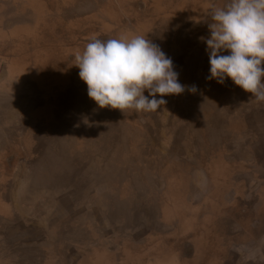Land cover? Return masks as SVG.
<instances>
[{"label":"rangeland","instance_id":"rangeland-1","mask_svg":"<svg viewBox=\"0 0 264 264\" xmlns=\"http://www.w3.org/2000/svg\"><path fill=\"white\" fill-rule=\"evenodd\" d=\"M181 1L8 0L7 5L0 4V25L11 30L22 27L25 33L21 37L15 30L12 34L0 29V55L7 62H26L11 64L19 76L8 75L0 83L1 112L18 111L20 106L27 111L23 130L31 160L26 171L25 203L33 202L36 193L50 208L59 191L68 193L58 202L49 229L43 224L49 218L48 209L38 227L40 232L36 227L26 231L29 239L42 234L45 243L20 242L3 252L0 245V264H107L105 255L111 256L113 264H135L138 262L131 261L128 254L138 248L135 242L143 241L147 227L150 239L144 240L149 241L150 250L144 241V252L162 254L170 245L183 264H213L212 257L205 255L210 245L199 246L198 241L204 238L201 241L212 244L217 231L224 243L227 232L221 220L235 213L234 218L240 217L238 221L251 229L252 235L260 234L253 231V224L264 221L260 216L264 213V101H257L230 77L223 84L208 79L216 89L212 91L209 86L214 94L209 105L215 110L223 108L217 117L219 122L217 113L208 110V103L200 101L192 107L194 122L187 134L188 144L183 146L182 137L177 160L162 149L164 105L158 111L139 113L101 108L89 97L87 84L75 65V53H82L93 37L107 40L143 35L161 45L167 56L172 57L174 50L184 52V65L174 66L179 81L191 85L202 72L210 75L207 44L202 39L210 36L211 20L204 15L208 12L192 29L194 21L184 25L179 21ZM173 44L178 47L173 48ZM58 54L62 56L59 62L66 67L51 62ZM28 61L31 63L26 66ZM48 65L51 67L44 70ZM200 82V94L209 93L207 85ZM145 95H149L147 90ZM10 97H15L14 103L5 100ZM231 104L241 112L235 113L238 115L232 124L222 123L229 117L225 115L227 109L234 113ZM242 110L249 111L247 116L243 117ZM31 113L37 118L32 128ZM243 138L249 142L243 143ZM234 155L243 161H229L232 163L228 165L226 158ZM196 167L202 169L198 175ZM232 173L240 174L232 179ZM235 188L252 190L250 200L232 201ZM99 192L103 193L101 197ZM238 193L241 195V191ZM86 200L95 206V215L92 213L89 220L82 213L84 207H78ZM243 209L246 213L238 216L237 211ZM22 214L27 227L36 225L33 213ZM205 227L213 229L207 234ZM248 232L238 239L249 236Z\"/></svg>","mask_w":264,"mask_h":264},{"label":"clouds","instance_id":"clouds-1","mask_svg":"<svg viewBox=\"0 0 264 264\" xmlns=\"http://www.w3.org/2000/svg\"><path fill=\"white\" fill-rule=\"evenodd\" d=\"M209 11L210 36L202 38L210 59L207 79L223 84L230 77L264 101V0H228ZM75 60L89 97L101 108L154 112L166 103L164 96L185 90L173 60L143 35L93 37L82 53H75Z\"/></svg>","mask_w":264,"mask_h":264},{"label":"crops","instance_id":"crops-1","mask_svg":"<svg viewBox=\"0 0 264 264\" xmlns=\"http://www.w3.org/2000/svg\"><path fill=\"white\" fill-rule=\"evenodd\" d=\"M226 3L227 0H182L179 4L180 5L179 10L183 11V14L181 15L179 21H182L183 25L188 20L191 22L194 21L195 23L191 27L193 29L198 26V21H202L203 14L206 13V11L208 12V14H204L205 17L211 20V13L209 9H211L213 6H223ZM3 21L4 18H2V22ZM0 29L5 32L7 31V33L12 32V34L14 33L13 31L15 30V29L14 30L6 29L4 27V24L0 25ZM23 30L24 28L19 27L17 30H15V34H21L20 36L22 37L23 34H25ZM159 46L161 47V49H163L161 45ZM172 47L177 48L178 45L173 44ZM31 49L34 51L37 50L35 48H31ZM63 56L65 57V55ZM61 57L62 56L58 54V57L55 58L54 60H51V62L59 63L60 67H66L65 65H62L59 62ZM183 57H184V52L180 53V50H174L173 55L170 58L173 60L174 66L177 65L181 66L184 65ZM6 60L7 59L3 55L2 56L0 55V83L5 82L7 80L8 75L19 76L18 70L17 69L14 70L11 64L17 65V62H19V64H22V62H24V61H20L19 59H17V61L15 59H11L10 62L9 61L7 62ZM28 62L29 63L26 66H28L31 63V61ZM46 67L47 68L44 67V70H48L51 66L48 65ZM54 69L56 68L54 67ZM204 72H202V75L198 77L193 84L196 83L198 84L200 81H202L200 83H203V85H207L209 89V93L201 94L202 97L198 98L201 101L203 100L202 102H207V101H212V98L214 96V94L210 92L209 86L211 87L212 91H215L216 89L212 87L213 84L211 83L210 85L208 84L209 80L207 79V77L209 76V74ZM179 82L182 84H186V80L180 79ZM210 82H213V80L211 79ZM0 99L3 98L0 96ZM14 99L15 97H10L5 100L7 101L11 100L14 103ZM215 100L219 101L218 98H216ZM24 102L25 103L27 102L26 97L24 98ZM1 103L2 100H0V106ZM213 113H215V111H213ZM26 118H27V111L22 106L18 108V111L16 109H11L9 110V112L5 111L4 113H2L0 110V245L3 246L2 252L4 250L6 251L7 249H10L12 245H17L20 242H26L28 244L30 243L42 244L45 243L44 241L46 239L44 236H42V234L39 233L37 236H34V238L29 239L28 236L26 235V231L28 230L29 227L37 228L38 225L33 226L34 224H30L27 227V225L25 224L26 220L25 218H23L21 214L23 212V209L24 208L26 209V207H28V205L30 204V203L29 204L25 203V198L28 195L26 171L30 166L29 162L31 160V159L29 160L28 157V147L26 144V138L23 130L27 125ZM36 122H37V118H35L34 115H32L31 113V115H29L30 128H32V126H34ZM227 145L228 146L232 145V143H227ZM186 158L187 157H184V159ZM196 170H199L196 175L200 174L202 171V169L199 167H196ZM239 174L240 173H232L231 178L234 179L235 177H238ZM242 175H245V173H241V176ZM246 177H248V175ZM163 179L168 180L166 177H164ZM239 191H241V195L238 196ZM239 191H237V189L235 188L233 192L234 194L232 197V201L234 200V202L235 201L238 202V200H242L247 202L250 200L248 197L251 193L249 191V188L247 191L245 190H239ZM34 195H35L34 201L37 200L40 201V198L42 196H39L36 193ZM260 209L262 210L263 208ZM237 212H238L237 214H239L238 216H240L245 214L246 210L243 209V211L239 210ZM263 214L264 213H262V215L260 216L264 217ZM234 216L229 218L227 217L226 219L221 220L222 224L225 225L227 232L226 241L224 243L221 242L222 239L218 237L217 234H214L217 239L212 244H210L211 242L207 243L205 241H201L204 239L201 238L198 241V245L203 247L206 246L207 244L210 245L208 250H205L207 251V253L205 252V255L206 256L210 255L212 257L211 260L212 262H214L213 264H264V221L263 220L259 221V224H253L254 226H256L253 227V231L256 232L258 231L260 233L258 236H255L252 235L251 229H247L243 223H240V221H238L240 217L237 220L236 218H234ZM25 227L27 228L23 230V228ZM139 227L141 226H138L136 229H139ZM145 227L146 226H144L143 228ZM18 228H20L21 231L14 234L12 237L11 236L12 233L16 231V229ZM146 229L147 231L145 237L143 238V241L142 242L137 241L134 243V245H136L138 248L134 250L135 251L134 253L128 254L129 258L132 259L131 261H136L138 263L140 262V264H150L146 262H152V264H183L182 258L178 256V254L171 252L172 250L170 245L166 246L167 250L165 249V251L162 254L154 255V250L151 252V254L144 252L142 248L144 241H146L145 245L147 246V249L150 250L149 241L144 240V239H150V232L148 230L149 228L147 227ZM246 230H249L248 232L250 233L249 236L243 237L242 240L238 239L240 238L238 235H240L241 233L243 234ZM216 242L218 243L215 244ZM4 246H7V248L4 249ZM105 256L104 257L106 259V263L113 264V259L111 258V256L110 255H105ZM126 260L129 259L126 258Z\"/></svg>","mask_w":264,"mask_h":264},{"label":"flooded vegetation","instance_id":"flooded-vegetation-1","mask_svg":"<svg viewBox=\"0 0 264 264\" xmlns=\"http://www.w3.org/2000/svg\"><path fill=\"white\" fill-rule=\"evenodd\" d=\"M7 3H8V0H0V4H2V5H7ZM201 84L203 85V83H200L199 85H201ZM182 85L185 86V90L182 93H180V94H169V95L166 96V98H165L166 103L164 104V118H163V138H162V141H163L162 149L164 151L163 153L164 154H169L170 156L174 155L177 158V160L179 158L178 157L179 153L182 151V149L179 148V142L181 141L182 137L184 139L183 146L188 144L187 134L189 132H191V130L189 128H191L190 126H193L192 122H194V117H193L192 113H190L192 111V107H194L198 102L201 101V100L197 99L196 96H198V98L202 97L200 92L198 91L197 83L193 84V85H190V84H187V83L186 84H182ZM192 86L196 87L197 90L195 92H192L190 90ZM188 90L190 92L187 94ZM206 103H208V101L207 102H203V104H206ZM233 104H231V105L234 106ZM208 105H209V103H208ZM209 106L211 107V109L208 108V110H210L211 112L215 111L217 113V116H216V118H217L219 116L218 114L220 113V111L223 108L222 109L219 108L218 110H215V108L211 104ZM236 109H235V106H234V113H232L230 110H229L230 112H228V109H227V113H225V115H227L229 117H227L225 120H223L222 123L227 124V123L230 122L232 124L233 119L236 118L237 115H238V114L235 115V113H240L241 112L240 109H238V108H236ZM195 110H197V108ZM248 112H249L248 110H246V111L242 110V113H244L243 117L247 116ZM217 120H218V118H217ZM247 121L249 122V120H247ZM218 122H219V120H218ZM245 122H246V120H245ZM179 124L181 125V129L179 128L180 127ZM229 126H231L230 128H232V125H229ZM166 128H168V130ZM199 136L201 137L200 134H199ZM243 139H244L242 141L243 143L246 144L247 142H249L248 139H246V140H245V138H243ZM229 141L232 143L231 138L229 139ZM232 148H233V146H232ZM235 149L236 148L232 149L233 154H236ZM188 160L189 161H193L192 157H190V156H189ZM226 160H228L227 161L228 165L231 164L233 161H237V160L238 161L239 160L243 161V159L238 158L237 155L236 156L234 155V156H232L230 158H226ZM198 161H199V158L195 159V164H197ZM229 161H232V162H229ZM170 163L171 162H169V164ZM234 163L235 162H233V164ZM219 164L223 165L222 162H219ZM243 170H244V168H243ZM180 175H181V173H180ZM163 180H165V179H163ZM64 190L66 191L67 189H64ZM249 191L252 192V190H249ZM67 194L68 193H66V192H62V190L59 191L58 194L56 195V201L52 203L50 208L48 206H44V203H42L39 200L30 202L28 207H26V209L25 208L23 209V212H24V214L33 213L34 214L33 215L34 219L37 220V221H33V222L36 225H38V227H40V226H42V223L44 221L43 216L46 213L48 214L47 211L49 209V218L47 219V221H45V223H43L45 228L49 229L50 228L49 221H51V222L53 221V217L55 216V208H56L58 202L60 200L62 201ZM88 195L90 196V190H89ZM102 195H103V193H101V192L98 193L99 197H101ZM256 195L260 196V194H257V193H256ZM69 196H70V194H69ZM69 196H68V198H70ZM68 201H70V200H68ZM71 205H72V200H71ZM80 206L84 207V209H82V213L87 214V219L86 220H89L90 216L93 215L92 213H94L95 206L94 205L90 206V204H87V200L83 201L78 207H80ZM71 207H73V206H71ZM94 215H95V213H94ZM22 216H23V214H22ZM218 224H220V223H218ZM66 225H67V223H66ZM33 226H35V225H33ZM38 227L36 229H37V231L40 232L41 229H39ZM210 228L213 229V227H205L206 230H208ZM216 228L218 229V226ZM216 232L217 231H215L214 234H216ZM208 233H210L209 230L207 231V234ZM207 238L209 240L210 237L207 236Z\"/></svg>","mask_w":264,"mask_h":264}]
</instances>
